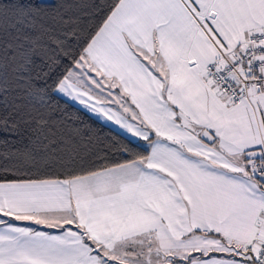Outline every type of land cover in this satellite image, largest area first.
Returning <instances> with one entry per match:
<instances>
[{
	"label": "snow or ice",
	"instance_id": "obj_1",
	"mask_svg": "<svg viewBox=\"0 0 264 264\" xmlns=\"http://www.w3.org/2000/svg\"><path fill=\"white\" fill-rule=\"evenodd\" d=\"M69 7L0 0V264H264V0Z\"/></svg>",
	"mask_w": 264,
	"mask_h": 264
},
{
	"label": "trees",
	"instance_id": "obj_2",
	"mask_svg": "<svg viewBox=\"0 0 264 264\" xmlns=\"http://www.w3.org/2000/svg\"><path fill=\"white\" fill-rule=\"evenodd\" d=\"M27 2V0H22ZM41 2V1H39ZM53 2H61V0H52L51 2H42L51 4ZM63 3L69 5L67 15L79 18L81 28H90L94 22L99 21L105 6L110 4L112 0H62ZM56 117L64 121L65 125L79 128L84 137H90V144L93 153L101 152L110 158H120L122 153L119 151L121 144L126 143L124 136L115 132L107 126H104L82 110L69 104L60 98V105L55 113ZM64 134L69 135L67 128ZM7 140V148L15 150L22 147L28 141L23 136L0 134V141ZM4 145L0 143V151L4 150Z\"/></svg>",
	"mask_w": 264,
	"mask_h": 264
},
{
	"label": "crops",
	"instance_id": "obj_3",
	"mask_svg": "<svg viewBox=\"0 0 264 264\" xmlns=\"http://www.w3.org/2000/svg\"><path fill=\"white\" fill-rule=\"evenodd\" d=\"M61 99H63L64 101H66L64 98H61ZM66 102H68L69 104H71V105L75 106L76 108L82 110L83 112H85L86 114H88L89 116H91L92 118H94L95 120H97L98 122H100L101 124H103L104 126H107L110 129L114 130L115 132L121 134L122 136H125L123 130L120 129L117 125H114L111 122H105L104 120H102V119L94 116L93 114L89 113L86 109H84L82 105H79V104H77V103H75L73 101H66ZM141 143H143V142H141ZM17 223H20V222H17ZM31 227H37L38 228L39 226L31 225ZM49 231H51V230H49Z\"/></svg>",
	"mask_w": 264,
	"mask_h": 264
},
{
	"label": "rangeland",
	"instance_id": "obj_4",
	"mask_svg": "<svg viewBox=\"0 0 264 264\" xmlns=\"http://www.w3.org/2000/svg\"><path fill=\"white\" fill-rule=\"evenodd\" d=\"M41 2H51L52 0H39Z\"/></svg>",
	"mask_w": 264,
	"mask_h": 264
}]
</instances>
